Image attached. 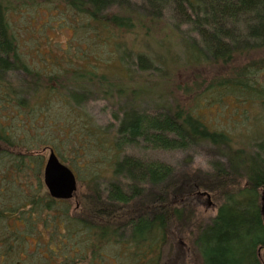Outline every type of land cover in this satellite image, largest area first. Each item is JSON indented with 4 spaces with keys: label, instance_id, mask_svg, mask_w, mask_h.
Returning a JSON list of instances; mask_svg holds the SVG:
<instances>
[{
    "label": "trees",
    "instance_id": "trees-1",
    "mask_svg": "<svg viewBox=\"0 0 264 264\" xmlns=\"http://www.w3.org/2000/svg\"><path fill=\"white\" fill-rule=\"evenodd\" d=\"M51 1L0 0V105L8 103L9 111L21 117L20 110L25 112L30 102L35 107L45 104L52 92L57 98H65V106L78 110H84L88 102L102 100L111 110L112 126L94 128L88 115L85 118L77 113L82 123L74 128L71 142L74 139L72 146L75 153L79 152L77 155L97 145L104 148L109 142L106 156L111 174L100 184L92 181L87 196L73 212L68 208L60 215L59 210L51 212L56 201L47 194L46 224L68 231L74 239L69 250L84 240L78 251L82 258L89 256L90 264H106L102 250L110 244L116 245L120 256H131L136 264H165L169 245L178 237L184 238L189 226L194 227L190 231L192 247L203 264H264V140L255 142L253 151L248 152L245 147L234 150L233 139L225 132L210 130L191 107L170 104L139 111L135 85L141 74H148L144 72L142 56L125 63L120 52L121 66L111 74L92 63L53 74L33 70L20 53L18 34L9 21V13L25 4ZM56 1L85 18L89 32L104 36L122 51L130 52L128 48L138 46L144 39H156L160 54L153 57L155 71L159 64L154 61L172 71L206 64L225 66L247 54L248 61L240 67L234 64L227 76L217 75L207 81L203 90L219 89V85L248 88L251 100H260L264 106V88L252 80L254 73L264 67V58L252 57L254 53L264 54V0ZM185 25L190 27L192 37L185 34ZM183 38L196 45L191 48L195 55L188 52ZM29 87L32 92L27 95ZM14 137L0 119V147L22 146L14 159L15 171L20 175L28 166L24 158L32 152L34 143L14 145ZM37 144L44 150L53 149L41 137ZM199 147L226 159L227 168H218L210 161L208 170L191 172L187 170V160L171 163L153 156L155 149L188 152ZM4 153L0 150V157ZM233 154L246 156L241 169L234 164ZM59 159L70 167L64 158ZM78 189L74 197H79ZM208 191L215 198L221 197L217 212L202 224H195L194 215L190 214L193 204L201 192ZM31 201L34 202L28 210L26 205L13 210L18 219L28 221L25 218L33 207L39 210L41 200ZM71 224L75 229L70 228Z\"/></svg>",
    "mask_w": 264,
    "mask_h": 264
},
{
    "label": "rangeland",
    "instance_id": "rangeland-1",
    "mask_svg": "<svg viewBox=\"0 0 264 264\" xmlns=\"http://www.w3.org/2000/svg\"><path fill=\"white\" fill-rule=\"evenodd\" d=\"M9 21L18 34L20 53L33 70L53 74L68 68L79 66L85 68L92 63L101 65L100 71L111 74L117 73L121 66L120 52H122L121 56L125 63L128 59L136 60L137 55L142 56V63L145 65L144 72L148 74H141L139 82L135 85L138 89L135 103L139 111L158 109L170 104L191 107L210 130L228 134L233 139L231 145L234 150L245 147L250 152L255 149V142L264 140V106L259 103L260 100H255L256 102L251 100L248 88L237 89L232 85L226 87L219 85V89L211 90L213 89L211 87L207 91L203 90L206 87L203 85H206L207 81L213 80L217 75L227 76L234 64L240 67L248 61L247 54H243L241 59L236 57L225 66L206 64L197 67L175 68L172 71L171 68L154 61L155 64H159V69L155 71L152 70L153 57L156 53L160 54L159 42L156 39H144L138 46H132L131 49L126 46L130 52L122 51V47L118 45L115 48L106 41L104 36L89 32L91 29L87 27L86 19L72 13L71 9L60 1L52 0L19 6L16 11H10ZM182 28L186 29L184 32L187 36L192 37L189 35L188 25ZM127 39L132 45L131 38ZM183 39L188 52L195 55L196 53L191 48H197L196 45L187 38ZM252 57L260 60L264 58V54L254 53ZM252 80L257 82L258 87L264 88V67L254 73ZM249 83L252 84V82ZM31 92L32 87L26 89L27 95ZM44 96L45 94L42 98ZM41 101L44 100L41 99ZM63 103H65V98L62 95L57 98L52 92L45 104L35 107L30 102L25 112L20 110L21 117L9 111L8 103L0 105V119L4 125H8L11 134L15 136L13 144L15 145V142L34 143L31 145L32 152L24 158L28 166L20 175L16 173V160L14 159L18 156L17 150L19 151L22 146L0 147V150L6 151L0 157V176H5L4 197L0 198V210H3L0 214V260L2 262L3 252L4 255L8 253L13 257L11 261L3 264H58L59 260L61 264L91 263L89 256L82 258L78 251V248L84 245L82 243L84 240H80V243L74 246L75 249L69 250L74 239L67 230L64 231L63 228L58 227L55 234L51 233L50 227L44 226L43 220L46 216L44 207H46L47 199L39 183L42 182L44 161L49 154V149L44 152L42 146L37 147L36 145H39L37 140L40 137L47 140L58 156L64 158L75 172L79 197L75 196L69 201H56L51 206V212L56 213V210H59V215L66 208L73 212L83 202V197L87 196L89 184L95 180L99 184L105 182L111 174V163L106 156V147L110 144L109 142L104 148L97 145L94 149L91 148L89 151L87 149L81 155H77L79 152H74L72 146L74 139L71 142V136L73 131L75 132L74 128L78 129L82 123L79 122V115L82 114L85 118L88 115L87 120L95 128L102 125L112 126V114L109 108L106 109L102 100L88 102L84 110H78L67 104L65 106ZM10 116L13 117L12 120L9 119ZM153 156L171 163L187 160L190 162L186 164L187 170L191 172L208 170L210 161H215L217 167L223 163L219 156L215 157L205 147L194 148L188 152H168L155 149ZM11 158H13L12 165H10ZM232 158L237 167L246 161V156L242 154H233ZM40 161H42L41 164ZM29 163H32V166ZM198 197V202L193 204L190 214L194 215L195 224H202L201 221L208 220L217 212L218 198L221 199V197L216 196L215 198V195L209 191L201 192ZM35 199H40L42 206L34 216L29 215L27 218L29 221L27 224L32 227L22 224L15 213L9 217L5 216L7 209L23 208L25 205L29 207L30 200ZM70 226V228L73 227L72 224ZM18 229L22 230L21 233ZM193 229V226L187 227L184 238L178 237L176 242L172 241L168 247L165 264H203L201 257L192 247L190 231ZM172 231L176 234L175 227ZM76 238H79V234H76ZM104 250L106 256L103 257V263L114 264L115 260L116 264H136L133 258L130 259L131 256H120V250L114 244L107 245L102 251ZM28 258L33 261L29 262Z\"/></svg>",
    "mask_w": 264,
    "mask_h": 264
},
{
    "label": "water",
    "instance_id": "water-1",
    "mask_svg": "<svg viewBox=\"0 0 264 264\" xmlns=\"http://www.w3.org/2000/svg\"><path fill=\"white\" fill-rule=\"evenodd\" d=\"M44 180L50 195L57 199H72L78 188L76 174L61 162L53 149L45 165Z\"/></svg>",
    "mask_w": 264,
    "mask_h": 264
},
{
    "label": "flooded vegetation",
    "instance_id": "flooded-vegetation-1",
    "mask_svg": "<svg viewBox=\"0 0 264 264\" xmlns=\"http://www.w3.org/2000/svg\"><path fill=\"white\" fill-rule=\"evenodd\" d=\"M48 149L46 148L45 150H44V152H46ZM49 152H50V149H49ZM49 155V154H48ZM47 159H48V156H47V158H46V160L44 161V167H43V175H42V182H41V184H40V187L42 188V190L43 191H45V195H46V199H47V194H49V196L53 199V200H55V201H64L63 199H57V198H54V197H52L51 195H50V193H49V190H48V188H47V186H46V184H45V180H44V169H45V165H46V162H47ZM4 180H5V176H0V186H1V188H0V191H1V194H0V198H2V197H4V189H5V187H4ZM1 182H3L2 184H1ZM47 201V200H46ZM66 201H69V200H66ZM34 201H31L30 200V202H29V207L31 208L32 206H31V204L33 203ZM41 206H42V201H41V205H40V208H39V210L41 209ZM44 213H45V215H46V208L44 207ZM13 210H15L13 207L12 208H10V209H7V214L5 215L6 217H9V216H12V214H13ZM26 210H28V205H27V208H26ZM25 210V211H26ZM37 208H36V206L35 207H33V210L30 212V214L29 215H31V216H34L35 215V212L37 213L38 211H39ZM1 211H3V210H0V214H1ZM25 219H27V218H25ZM22 224H25L26 226H30V227H32L30 224H27L28 223V221H25L24 219H22V218H20V219H18ZM36 223V222H35ZM43 223H44V226H46V227H50V229H51V233H55L56 234V232H55V230H56V228L57 227H55V226H50V225H48V224H46V216H45V219L43 220ZM36 225H37V223H36ZM48 225V226H47ZM23 227V226H22ZM18 231H20V233H21V229H18ZM25 240H27V237H25ZM56 264V263H55ZM58 264H61V260L58 262Z\"/></svg>",
    "mask_w": 264,
    "mask_h": 264
},
{
    "label": "bare ground",
    "instance_id": "bare-ground-1",
    "mask_svg": "<svg viewBox=\"0 0 264 264\" xmlns=\"http://www.w3.org/2000/svg\"><path fill=\"white\" fill-rule=\"evenodd\" d=\"M221 159H222V161H223L222 165H223L224 169L227 168L226 159H224V158H221ZM214 162H215V161H214ZM215 166L217 167V163H216V162H215ZM218 168H219V167H218ZM263 212H264V209H262V213H263ZM14 255H15V254H14ZM1 256L3 257L2 262H1V260H0V263H1V264H3V263H7L8 261H11V259H13V257H11L8 253H7L6 255H4V252H3ZM28 260H29V262L33 261V260H31V258H28Z\"/></svg>",
    "mask_w": 264,
    "mask_h": 264
}]
</instances>
